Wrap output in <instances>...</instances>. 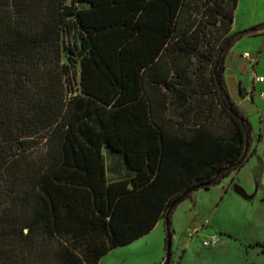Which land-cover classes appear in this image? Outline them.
Instances as JSON below:
<instances>
[{
	"label": "trees",
	"instance_id": "trees-1",
	"mask_svg": "<svg viewBox=\"0 0 264 264\" xmlns=\"http://www.w3.org/2000/svg\"><path fill=\"white\" fill-rule=\"evenodd\" d=\"M239 2L0 0V264H101L246 165L248 120L191 72Z\"/></svg>",
	"mask_w": 264,
	"mask_h": 264
},
{
	"label": "rangeland",
	"instance_id": "rangeland-1",
	"mask_svg": "<svg viewBox=\"0 0 264 264\" xmlns=\"http://www.w3.org/2000/svg\"><path fill=\"white\" fill-rule=\"evenodd\" d=\"M232 32L228 35L221 27V40L231 37L227 46L218 51L211 65L200 70L202 63L195 62L191 72L199 80H205L204 98L209 102L221 101L239 120L241 116L248 120L247 137L251 143L248 162L211 190L200 189L175 208L170 225V261L167 260L169 227L162 220L148 236L116 249L101 264H177L183 256L181 264H264V83L257 82V78H264V0H241ZM68 41L72 45L77 40L70 36ZM230 50L235 64L228 75L243 82L246 88L244 95L228 89L232 98L226 94L225 79ZM245 52L252 58H244ZM259 56L256 70L253 66ZM201 95L195 99L198 101ZM219 116L217 111L214 117ZM111 153L106 151L109 180L130 177L132 172L125 156ZM112 158L116 159L113 167L109 166ZM214 238L218 240L214 242Z\"/></svg>",
	"mask_w": 264,
	"mask_h": 264
},
{
	"label": "crops",
	"instance_id": "crops-1",
	"mask_svg": "<svg viewBox=\"0 0 264 264\" xmlns=\"http://www.w3.org/2000/svg\"><path fill=\"white\" fill-rule=\"evenodd\" d=\"M241 1V0H240ZM239 4H240V2H239ZM239 4H238V6H239ZM237 10H238V8H237ZM237 10H236V14H237ZM234 23H235V21H234ZM252 24H255L254 23V21H252ZM233 33V32H232ZM230 52H231V50L229 51V56H228V59H227V64H228V66L226 67V75H225V79H226V82H227V85H228V88H226V94L228 95V96H230L231 98H232V96H231V93H230V91L228 90V89H231V91H233L232 93H234V94H238V91H239V93H241L242 92V89L244 90V89H246L245 87H243L242 86V84H243V82H238V80H237V78L236 77H232V76H229L228 75V72H229V70L230 69H233V67H234V64H235V59H234V54H230ZM246 53H248V52H245L244 53V55L246 54ZM245 58V57H244ZM252 58V57H251ZM250 58V59H251ZM260 60H261V56H259L258 57V59H257V62L255 63L256 65H254L253 67L257 70V66H259L260 65ZM229 65H232L231 67H229ZM230 80H231V82H232V85L230 84ZM261 83H264V82H261ZM239 84V85H238ZM231 86V87H230ZM238 86H239V88L240 89H238ZM242 94V93H241ZM193 195V194H192ZM191 195V196H192ZM189 198V197H188ZM163 220H165L166 221V219H163ZM167 222V221H166ZM149 235V234H148ZM148 235H146V236H148ZM146 236H144V237H142V238H140V239H143V238H145ZM140 239H138V240H140ZM138 240H136V241H138ZM135 241V242H136ZM135 242H133V243H135ZM132 244V243H131ZM131 244H129V245H131ZM122 247V246H121ZM120 248V247H119ZM115 251V250H114ZM112 253V252H111ZM183 258H184V256L183 257H181V259L179 260L180 261V263L183 261ZM102 263V262H101Z\"/></svg>",
	"mask_w": 264,
	"mask_h": 264
},
{
	"label": "water",
	"instance_id": "water-1",
	"mask_svg": "<svg viewBox=\"0 0 264 264\" xmlns=\"http://www.w3.org/2000/svg\"><path fill=\"white\" fill-rule=\"evenodd\" d=\"M73 2H74V0H68V4H69V5H72ZM248 153H249V152H248V148H247L244 157H247ZM195 190H197V189H193V190H191L190 192H194ZM177 204H178V203H176V204L173 205V207L171 208V210H170L169 213L172 212L173 208H174L175 206H177ZM167 219H168V217H167ZM171 254H172V237L169 235V237H168V258H167L168 261H170V259H171Z\"/></svg>",
	"mask_w": 264,
	"mask_h": 264
},
{
	"label": "built area",
	"instance_id": "built-area-1",
	"mask_svg": "<svg viewBox=\"0 0 264 264\" xmlns=\"http://www.w3.org/2000/svg\"><path fill=\"white\" fill-rule=\"evenodd\" d=\"M244 57H245L246 59H250V58H251V55H250L249 53H246V54L244 55ZM257 82H259V83L264 82V78H263V77H259V78H257ZM217 240H218L217 238H214V242H216ZM211 243H213V242H211ZM211 243H207V245H210Z\"/></svg>",
	"mask_w": 264,
	"mask_h": 264
}]
</instances>
